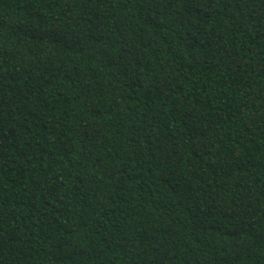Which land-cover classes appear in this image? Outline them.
I'll use <instances>...</instances> for the list:
<instances>
[{
    "label": "trees",
    "instance_id": "obj_1",
    "mask_svg": "<svg viewBox=\"0 0 264 264\" xmlns=\"http://www.w3.org/2000/svg\"><path fill=\"white\" fill-rule=\"evenodd\" d=\"M0 264H264V0H0Z\"/></svg>",
    "mask_w": 264,
    "mask_h": 264
}]
</instances>
